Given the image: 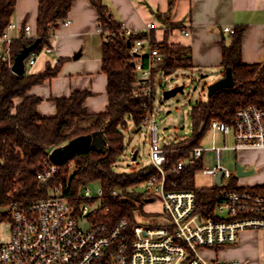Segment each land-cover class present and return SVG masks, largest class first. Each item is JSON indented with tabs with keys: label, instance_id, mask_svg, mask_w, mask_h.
<instances>
[{
	"label": "trees",
	"instance_id": "16d2710c",
	"mask_svg": "<svg viewBox=\"0 0 264 264\" xmlns=\"http://www.w3.org/2000/svg\"><path fill=\"white\" fill-rule=\"evenodd\" d=\"M16 1L0 0V39L12 24ZM176 1L170 0L167 15L158 16L164 25L170 24L171 28L181 27L170 22V13ZM39 3L37 33L41 43L36 53L41 52L42 47L50 42V30H55L59 22L67 18L74 0H39ZM94 4L99 11V26L104 31L103 37L109 33L114 34L111 39L104 40L102 45L103 73L108 77L109 105L106 112L90 115L85 102L91 93L78 91L73 92L70 98L56 100V116L43 117L37 109L42 100L28 93L34 86L57 77L62 63L59 62L55 68H48L44 73L16 76L10 65L0 59V224L12 220L10 206L27 209L36 200L48 198L51 188L55 186L62 188L65 198L79 203L82 189L96 182L100 183L104 192L105 209L109 213L107 222L113 225L120 220L130 219L134 223L133 207L138 204L133 197L135 190L158 174L153 166L126 174L119 173L115 168L119 159L126 155L124 131L128 129V121L140 129L154 110V99L138 97L139 76L135 68L133 47L138 39L151 37V44L160 50L164 61L154 69V83L159 74L169 77L179 70L193 69L192 50L171 45L167 41L159 43L154 33L151 36L141 32L136 36H126L122 24L113 16L110 8L96 1ZM246 30L244 25L238 27L234 34L229 35V43L221 42L222 67L224 70L232 69L234 86L219 90L212 97L208 96L206 100L197 103L191 112L192 137L166 146L171 151L167 168L186 158L192 149L201 147V142L214 122L231 125L236 121L239 110L250 105L264 108V63L244 64L242 58V41ZM36 39L13 43V62L22 48L30 46ZM146 64H149L148 60ZM18 99L21 102L17 104ZM98 131L102 132L107 142L104 152L82 151L64 165L57 166L58 172L49 183L39 181L38 175L44 171V162L50 151L80 135ZM204 168L203 160L195 162L184 170L172 173L169 181L178 183L176 190L195 194L196 211L203 217L215 218L223 192L238 189V181L234 177L226 186L198 188L196 178ZM169 189H172L171 186ZM255 190L264 191V185L255 187ZM114 191L121 192L126 199L113 196Z\"/></svg>",
	"mask_w": 264,
	"mask_h": 264
},
{
	"label": "built area",
	"instance_id": "2783aa9c",
	"mask_svg": "<svg viewBox=\"0 0 264 264\" xmlns=\"http://www.w3.org/2000/svg\"><path fill=\"white\" fill-rule=\"evenodd\" d=\"M65 24L70 25V21ZM17 28L12 23L0 39V59L11 68V45L14 41L38 38L29 25L14 38L9 32ZM122 28L129 37L140 33L124 26ZM154 28L156 23L153 22L148 25L147 30ZM98 31L103 35L104 31L100 26ZM184 32L187 36L190 35L187 30ZM225 32L234 34L235 29L228 26L225 27ZM49 33L50 42L42 47V51L54 56L56 33L53 29ZM113 36V33H109L104 40ZM134 45L135 68L139 76L138 97L153 100V73L156 66L164 61L163 57L150 39H138ZM37 55L35 50L25 60L26 71L36 64ZM147 60L149 64H146ZM143 105L147 107L146 103ZM235 119L231 125L220 121L212 124L214 132L228 136L232 133L237 142L235 146L194 148L186 158L178 160L171 168H167L168 154L171 151L166 148L168 145L161 144L153 113L145 119L152 136L150 166L158 174L142 186L147 202H153L157 197L160 199L163 212L168 216L165 223L158 226L141 224L136 204L133 207L134 223L130 219H123L111 225L107 222L109 213L105 209L102 188L97 196L92 195L88 187L83 188L78 203L65 198L62 188L55 186L51 188L48 198L36 200L27 209L10 206V237L7 242L0 240V264H242L238 260H206L200 255V251L235 245L239 241V235L251 229L264 231V191L240 186L238 189H227L216 208V217L207 218L196 211L197 198L193 192L178 191V183L169 181L172 173L202 161L208 151L214 153L217 166L204 168L201 174L214 180L212 188L218 187L215 179L221 172L223 182L220 186L225 181L232 180L234 174L221 164L224 151L264 149V108L250 105L239 110ZM44 164V171L38 175V179L42 183H49L58 172L57 165L50 160V153ZM113 196L126 199L119 191H114Z\"/></svg>",
	"mask_w": 264,
	"mask_h": 264
},
{
	"label": "crops",
	"instance_id": "0c3cea01",
	"mask_svg": "<svg viewBox=\"0 0 264 264\" xmlns=\"http://www.w3.org/2000/svg\"><path fill=\"white\" fill-rule=\"evenodd\" d=\"M94 1L107 5L113 16L127 29L151 36L157 42L191 48L194 68L203 77L211 75V84L225 76L222 43H229L225 27L234 29L246 26L243 36L242 58L244 64L264 63V0H177L170 13V22L181 27L164 25L159 15H167L170 0H74L66 19L55 29L54 56L41 51L30 75L44 73L62 63L57 77L34 86L28 93L42 101L37 106L46 118L57 115L56 100L70 98L73 92L85 91L91 96L85 102L90 115L108 110V77L103 73L104 37L99 29V11ZM12 23L17 29L10 31L16 38L26 25L32 26V33L38 36L39 0H17ZM70 21V25L65 22ZM156 23L149 31L148 25ZM187 30L190 35L185 34ZM148 39L151 40V37ZM27 72V71H26ZM208 74V75H207ZM21 100L18 99L17 104ZM248 151L244 150L243 152ZM242 153V151H241ZM245 172L251 171L250 164L243 162ZM248 167V169H247ZM253 232H243L235 245L222 251L226 260H238L242 264H256L252 247L256 241ZM264 241V231L261 232Z\"/></svg>",
	"mask_w": 264,
	"mask_h": 264
},
{
	"label": "rangeland",
	"instance_id": "374dc122",
	"mask_svg": "<svg viewBox=\"0 0 264 264\" xmlns=\"http://www.w3.org/2000/svg\"><path fill=\"white\" fill-rule=\"evenodd\" d=\"M16 41H14V43ZM32 69L33 66L27 68V75L31 74ZM203 75L204 73L201 71L184 69L169 75V77L159 74L156 78L154 84L155 99L153 102V118L154 121H157L158 133L162 145L186 141V139L192 137L193 121L191 120V112L197 103L207 99V87L211 85L212 81L211 75L207 74V77H203ZM177 87H183L184 92L178 93L176 96L171 97L170 100H165L164 93ZM128 122V129L124 131V137H126V155L120 158L115 166L119 173L125 174L138 172L142 168L150 166L152 152V136L148 125L144 124L138 129L133 122ZM236 143L235 136L232 133L228 136L218 131L214 132L211 128L201 142V148L208 149L214 146L232 148ZM136 152H138V159L137 161H133V156ZM243 159L244 162L250 164L253 173L246 177H238L236 175L237 166L238 164L245 165L241 163ZM203 164L205 168L217 166L212 151L205 152ZM221 164L234 174L233 178L235 177L237 179V185L240 187L253 188L264 185V149L242 151V153L235 149L225 150ZM231 181L232 180L225 181L224 185H229ZM196 185L201 189L212 188L215 182L211 177L200 173L196 178ZM87 187L94 196H97L101 189V185L98 182L90 184ZM133 197L138 203L137 214L138 221L141 224L158 226L167 221L168 216L163 212L160 199L157 197L153 202H147L143 186H139L136 189ZM8 224V222L0 224V240L2 242H7L10 237ZM246 232H253L251 239L253 238L257 243L256 246H251V256H253L256 264H264V241L261 237L262 230L251 229ZM226 247L228 246L207 248L201 250L200 255L206 260L230 262L232 260H226L228 258L222 255V251Z\"/></svg>",
	"mask_w": 264,
	"mask_h": 264
},
{
	"label": "water",
	"instance_id": "95a60500",
	"mask_svg": "<svg viewBox=\"0 0 264 264\" xmlns=\"http://www.w3.org/2000/svg\"><path fill=\"white\" fill-rule=\"evenodd\" d=\"M41 43V38H37L34 43L30 46H24L22 51L17 55L13 62L12 72L17 76H24L26 74V64L25 60L32 54L33 51L37 49V47ZM225 76L215 81V83L209 85L208 96L212 97L217 91L222 89H230L234 86V73H232V69H225ZM183 87H177L170 89L169 91L164 93V99L170 100L171 97L176 96L178 93H183ZM107 142L102 135V132L98 131L94 134L90 135H80L76 139L70 141L62 147H58L53 149L50 152V160L57 166L64 165L67 161H70L76 157L82 151L92 150V151H102L106 150ZM138 152H136L133 156V161H137ZM253 171L245 172V168L238 164L236 175L238 177H246L249 174H252ZM223 172L219 173L218 177L215 179L217 186H220L223 182L222 180Z\"/></svg>",
	"mask_w": 264,
	"mask_h": 264
}]
</instances>
